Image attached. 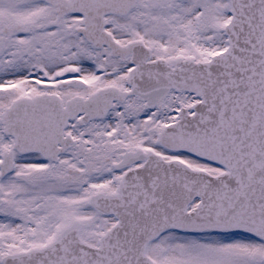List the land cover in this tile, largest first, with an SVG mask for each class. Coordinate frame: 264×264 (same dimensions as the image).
I'll return each instance as SVG.
<instances>
[{
    "label": "snow or ice",
    "instance_id": "1",
    "mask_svg": "<svg viewBox=\"0 0 264 264\" xmlns=\"http://www.w3.org/2000/svg\"><path fill=\"white\" fill-rule=\"evenodd\" d=\"M0 264H264V0H0Z\"/></svg>",
    "mask_w": 264,
    "mask_h": 264
}]
</instances>
